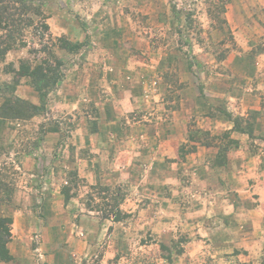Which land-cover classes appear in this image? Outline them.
Instances as JSON below:
<instances>
[{
	"label": "rangeland",
	"instance_id": "rangeland-1",
	"mask_svg": "<svg viewBox=\"0 0 264 264\" xmlns=\"http://www.w3.org/2000/svg\"><path fill=\"white\" fill-rule=\"evenodd\" d=\"M222 1L224 14L220 12L223 2L219 0H47L45 14L49 31L45 38L39 40L33 33H28L27 46L12 50L0 63V107L5 99L12 97L40 105L29 80L21 77L25 72L21 66L34 67L44 59L59 58L64 62V78L49 91L43 113L29 120L0 119V197L10 196L9 201L3 199L0 205L8 210L29 203L28 197L19 193V189L22 184L31 183L21 161L32 155L37 161L34 173L38 177L31 185H39L41 181L44 185L48 182L46 177H51L55 170L63 179L56 183L61 192L70 189L71 199L65 204L82 211L78 214L71 210L77 215L75 220L86 215L97 219L102 228L107 221L114 223L117 215L121 219L122 225L111 227L105 239L103 236L96 238L94 247L76 264H249L238 259L235 262L236 257H211L209 253L217 247L210 241L206 245L201 243L204 257H183L186 250L191 252L198 248L194 243H188L202 238L191 225L203 215L194 211V202H198L195 197L193 203L188 202L191 201L187 198L189 194H183V197L180 194L181 199L176 197L172 203L155 199V207H151L149 213L145 211L151 204L147 182L126 181L115 189L99 184L87 187L75 170L77 157L82 156L76 150L79 141L76 130L87 129L90 136L99 131L103 114L96 103L110 100L111 96L118 98V90L129 88L134 77L130 75L131 70L123 69L128 63L160 61L166 64L174 56L175 68H168L167 80L171 88L167 96L174 99L177 90L184 87L185 82L179 84L182 77L186 83L189 80L196 82L204 96L205 83L217 77L216 74L221 79L231 76L225 63L235 52H239L237 58L252 61L264 49V36L254 42L251 40L248 47L253 50L245 54L241 44L243 38L251 34L258 36L261 32L258 24L250 20H264V0ZM246 18L248 25L245 27L243 20ZM60 38L83 43L84 48L78 54H69L60 48ZM10 68L13 72L9 73ZM139 77L140 95L151 103L153 96L159 95L162 81L149 79L148 75ZM112 78L117 83L114 84ZM165 102L160 101V104ZM146 105L144 103L141 109L152 112V106ZM164 108L169 111L177 105H164ZM110 111L107 112L110 114ZM235 118L247 128L245 117ZM195 126L194 121L189 124L191 139L194 135L208 143L206 134ZM222 135L214 140L219 138L226 145H237L236 141L228 139L227 133ZM120 137L123 135L119 134L118 140ZM141 142L138 162L146 166L149 142L147 139ZM176 152L183 160L189 150L181 146ZM142 171H148V167L139 170L140 176L145 174ZM101 187L109 191L103 192ZM39 205L34 200L32 207ZM121 205H126L131 212L135 209V212H124ZM216 217L219 215L212 219ZM148 219L150 229L140 228ZM204 219L211 220L206 214ZM186 223L190 224L188 228ZM216 227H220L218 222ZM240 229L236 228V231ZM189 237L194 240L190 241Z\"/></svg>",
	"mask_w": 264,
	"mask_h": 264
},
{
	"label": "crops",
	"instance_id": "crops-1",
	"mask_svg": "<svg viewBox=\"0 0 264 264\" xmlns=\"http://www.w3.org/2000/svg\"><path fill=\"white\" fill-rule=\"evenodd\" d=\"M243 21L246 27L248 19ZM250 21L257 23L261 32L258 36L251 34L243 38V54L253 50L248 47L251 40L254 42L264 36V20ZM237 54L239 52H235L225 63L231 75L228 79H221L216 74L217 77L205 83L203 96L196 82L189 80L186 83L182 77L179 84L185 82L184 87L177 90L174 99L169 94L167 96L171 88L167 80L168 68H175L174 56L163 65L160 61L152 64L133 61L125 65L124 71L131 70L130 75L134 78L130 80L129 88L121 92L118 90V98L111 96L110 100L96 103L103 114L99 131L90 136L87 129L76 130L79 135L76 150L82 156L77 157L75 170L87 187L99 184L115 189L126 181L147 182L151 204L145 211L149 213L152 212L150 208L155 207V199L170 200L172 203L176 197L181 199L183 194H189L187 198L191 201H187L193 203L192 198L195 197L198 202H194V211L203 215L191 225L202 238L188 243H194L198 248L191 252L186 250L183 257H204L201 243L206 245L210 241L217 247L209 253L211 257H236L235 262L238 259L242 263L262 264L264 49L252 61L237 58ZM141 75L162 81L159 95H154L151 103L140 95ZM112 81L117 83L113 78ZM160 101L166 102L160 104ZM156 102H159L157 106ZM144 103L148 108L152 106V112L141 109ZM164 105H177V108L168 111ZM108 110H111L110 114ZM228 115L232 118L245 117L249 123L247 128L241 126V130H236L234 121ZM123 118L126 121H122ZM193 121L196 124L194 128L206 134L208 143L194 135L191 139L189 124ZM225 133L228 139L237 142L236 146L226 145L219 138L214 140ZM119 134L123 137L118 140ZM93 138L97 139L94 144L91 143ZM146 139L150 148L145 166L138 162V158L141 141ZM181 146L189 150L183 160L176 152ZM36 165L32 155L25 156L21 161V167L31 178V183L22 184L19 193L27 196L29 203L18 204L8 210L0 206V215L13 219L12 239L8 244L12 260L0 264H76L85 252L94 247L96 238L103 236L105 239L108 230L122 225V222L107 221L108 224H103L101 228L97 219L86 215L75 220L78 208L72 207L75 210L73 213L71 207L65 204L61 189L56 184L62 178L55 170H52L51 177H46L48 182L44 185L42 181L39 185H31L32 180L36 182L38 177L34 173ZM142 167H148V171H142L145 174L140 176ZM34 200L41 204L38 208L32 207ZM125 206L121 205L122 211L129 214L135 212V209L128 211ZM204 214L211 220H205ZM215 215L219 217L212 219ZM217 222L220 227H216ZM141 223L142 220L139 225ZM150 224L148 219L140 228L150 229ZM189 226L187 224L186 228ZM239 227L241 229L237 232Z\"/></svg>",
	"mask_w": 264,
	"mask_h": 264
},
{
	"label": "trees",
	"instance_id": "trees-1",
	"mask_svg": "<svg viewBox=\"0 0 264 264\" xmlns=\"http://www.w3.org/2000/svg\"><path fill=\"white\" fill-rule=\"evenodd\" d=\"M46 1L0 0V63L6 59L12 50L27 46L25 40L28 33H33L39 40L45 38V34L49 31L48 17L45 14ZM219 1L223 2L222 0ZM216 8H221L220 12L225 13L224 2L222 7ZM59 43L60 48L69 54H78L84 48L83 43H73L65 38H60ZM62 67H64V62L59 58L44 59L34 67L21 66V69L25 71L21 77L29 80L30 87L39 97L40 105L32 104L18 97L7 98L0 107V119L29 120L46 111L49 91L63 81ZM11 71L12 68L8 70L9 73ZM228 117L234 121L236 130L242 129L241 121L238 118H232L230 115ZM101 190L103 192L109 191L106 187H101ZM61 193L65 203L69 202L71 199L70 189L65 188ZM9 197H0V202L3 199L9 201ZM106 218L109 219V216ZM120 221L121 219L117 215L115 222ZM12 225L13 219L11 217L0 215V263L12 260L8 249V244L12 239Z\"/></svg>",
	"mask_w": 264,
	"mask_h": 264
}]
</instances>
